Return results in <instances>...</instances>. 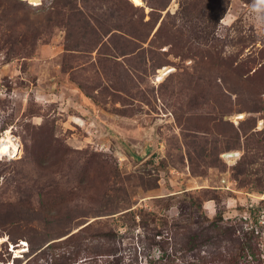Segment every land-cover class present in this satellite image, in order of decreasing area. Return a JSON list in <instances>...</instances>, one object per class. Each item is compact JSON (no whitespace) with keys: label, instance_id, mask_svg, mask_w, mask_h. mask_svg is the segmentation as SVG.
Here are the masks:
<instances>
[{"label":"rangeland","instance_id":"374dc122","mask_svg":"<svg viewBox=\"0 0 264 264\" xmlns=\"http://www.w3.org/2000/svg\"><path fill=\"white\" fill-rule=\"evenodd\" d=\"M93 1L85 14L108 30L95 46L75 29L67 41L65 13H50L46 27L48 13L0 2V145L11 146L0 147V225L10 201L31 194L39 208L56 187L67 192L62 216L78 213L71 228L27 215L14 238L0 228V264H214L210 249L185 250L177 225L219 213L251 237L256 255L241 264H264V112L250 104L264 93L256 98L249 80L222 82L214 55L237 59L236 79L254 76L264 0H230L225 10L207 2L201 13H181V0L162 11L131 0L144 24L133 16L103 26ZM133 25L140 37L127 34ZM87 160L99 168L95 195L79 176Z\"/></svg>","mask_w":264,"mask_h":264},{"label":"trees","instance_id":"16d2710c","mask_svg":"<svg viewBox=\"0 0 264 264\" xmlns=\"http://www.w3.org/2000/svg\"><path fill=\"white\" fill-rule=\"evenodd\" d=\"M19 5H25L27 7V11H35V13H48V21L46 22L45 26H51V20L55 18L50 16V13H65L69 19V23L67 25V41L70 42V36L72 31L75 29L80 36L84 39L87 38V44L95 46L101 41L100 37L102 34H106L108 30L98 31L94 25L90 22L89 17L85 13L92 14V4L91 2L88 3V0H80L83 4L82 7L78 6L80 1L78 0H53L52 3L49 5L33 7V5L28 4L24 0H14ZM149 1V0H148ZM172 0H150V7L153 9H158L160 11L165 10ZM1 2V0H0ZM93 2L98 4V11L99 13H103V16L100 17V25H107L104 23L105 21H109L112 18L119 17L125 19L126 17H133L137 16L139 22H143V17L145 15V9L142 6L134 5L131 0H94ZM214 5V8L220 7L225 10L227 5L229 4L230 0H181L180 1V8L181 13H201L204 9L206 3ZM106 4L104 8L103 5ZM84 5L87 7L88 5L91 6L89 11L84 12ZM212 7V9H214ZM75 9V10H74ZM24 13H30V12ZM97 11V12H98ZM154 10H151L153 12ZM150 12V13H151ZM81 14V18L78 19L77 14ZM54 18V19H53ZM28 19V18H27ZM25 19V20H27ZM78 24L80 25V29L78 28ZM135 25V24H134ZM130 26L127 30V34L131 36H139V28L135 26ZM102 28V27H101ZM80 30V31H79ZM179 31L180 29H176L174 31ZM131 39V38H129ZM67 49H72L70 47L71 44H68ZM213 58H215V65L217 70L220 72V80L224 81H235L239 80L235 86L242 87L247 83L249 80L251 91L254 92L256 98H259L262 93H264V64H262L256 71L254 76L250 77L248 75H244V72H241L238 78H235L234 72L237 70L241 71V65L238 63L235 66L237 59L227 60L229 58L223 59L221 57V52L216 50L214 53ZM249 63V62H248ZM221 65V66H220ZM243 68V67H242ZM233 78L235 80H233ZM262 100H254L251 105L254 111H263L264 112V101ZM251 124H255L256 118L249 120ZM43 140V139H41ZM235 146L231 145V148ZM42 150V149H41ZM48 147H44L42 154L43 160L48 161ZM79 176H90V184L94 181L96 187L94 185L91 187L93 190V195L96 194L98 189L101 187L100 183L98 182V174L97 171L99 170L98 167L93 168L91 165V161L87 160L86 164L82 165L80 168ZM46 199L40 200L39 208L34 206V201L31 199V194H28L25 199H18L15 202L10 201V203L5 205V213L4 218H7L8 224H1L0 228L10 235V238H14L15 232L19 230L18 224L22 220V218L27 215L31 219L39 220L41 217L49 218L51 222H54L58 219H64L69 222V227L72 224L73 220L78 218V213L75 214V209H71L72 213H68L65 216H62V212L64 206L67 205L66 202V195L67 192L63 190H59L58 187L53 188L45 193ZM90 195V200H96V197ZM192 209L197 208L201 209V203H192ZM184 209V208H183ZM62 212L60 213V211ZM93 214L97 216V212L93 211ZM184 213V211H183ZM201 214V213H200ZM217 214L215 219L211 222L207 220V217L203 220L194 219L189 226L177 225V227L184 228L183 234L184 240V247L186 251H198L203 250L204 248L210 249L212 251V260L214 264H241V261L247 258L248 255L251 253L255 254L254 246L251 242V237L248 236L247 232L244 230L243 225L240 227L236 224L225 223L223 214ZM199 215V217H201ZM198 217V216H196ZM92 222L86 224L85 226L90 225ZM8 226H12V229L9 230ZM84 226V227H85ZM71 228V227H70ZM181 231V230H180ZM178 231V232H180ZM2 232L0 231V235ZM54 234H63L61 231H57ZM106 235V233H105ZM107 237L110 235L107 234ZM195 249V250H194ZM220 250L219 252H214L213 250ZM203 258V257H202ZM55 260H58L55 258ZM117 259L116 261H108L107 264H119ZM72 263V262H71Z\"/></svg>","mask_w":264,"mask_h":264},{"label":"bare ground","instance_id":"6f19581e","mask_svg":"<svg viewBox=\"0 0 264 264\" xmlns=\"http://www.w3.org/2000/svg\"><path fill=\"white\" fill-rule=\"evenodd\" d=\"M133 1L135 3H137V4H140L141 3L140 0H133ZM11 144H14V143H11ZM0 147H1V150L2 151H10L11 152V149H10L11 146L8 143H6V142H2L1 145H0Z\"/></svg>","mask_w":264,"mask_h":264}]
</instances>
